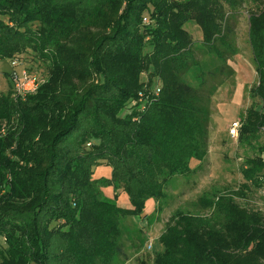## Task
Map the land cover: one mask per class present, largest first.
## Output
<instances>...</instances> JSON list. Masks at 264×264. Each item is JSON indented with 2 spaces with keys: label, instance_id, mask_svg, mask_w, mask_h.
I'll use <instances>...</instances> for the list:
<instances>
[{
  "label": "trees",
  "instance_id": "16d2710c",
  "mask_svg": "<svg viewBox=\"0 0 264 264\" xmlns=\"http://www.w3.org/2000/svg\"><path fill=\"white\" fill-rule=\"evenodd\" d=\"M244 1L0 0V59L28 52L43 73L32 93L12 84L0 94V264L128 259L120 218L141 212L148 196L160 210L171 177L207 154L206 72L197 86L182 77L198 65L196 52L225 61L233 34L227 10ZM252 1L256 83L241 138L264 133V0ZM191 21L201 46L185 29ZM251 163L260 168L264 159ZM101 164L109 178L94 176ZM98 183L111 185L114 197ZM122 192L129 208L116 203ZM191 203L194 210L178 205L166 219L153 264H264V212L218 189Z\"/></svg>",
  "mask_w": 264,
  "mask_h": 264
},
{
  "label": "rangeland",
  "instance_id": "374dc122",
  "mask_svg": "<svg viewBox=\"0 0 264 264\" xmlns=\"http://www.w3.org/2000/svg\"><path fill=\"white\" fill-rule=\"evenodd\" d=\"M257 9V2L245 0L242 6L227 10L230 24L233 26V34L230 37L232 50L228 51L225 61L216 53L196 52L198 65L192 66L182 77L194 86H197L200 81V73L217 71L220 65L225 64L221 74L215 73L213 77L204 74L203 77L205 80L203 90L209 95L207 154L201 161L190 159V171L171 177L169 193L161 204L160 210H157L155 200L148 196L141 212L126 213L120 218L121 240L128 259L116 257L110 264H153L154 254L162 249L158 236L163 231L164 223L171 211L178 205L194 210L196 207L191 202L195 203L203 191L218 189L221 192L230 193L233 201L240 206L264 212V165L259 168L255 163H251L255 162V158L264 159V133L260 131L255 135L241 138L239 130L237 137L230 136L228 132L234 121L241 123L246 108L252 102L248 93L256 82V73L248 42V17L250 10ZM185 29L191 33L195 42L194 46H201L200 26L191 21L185 24ZM36 56L25 52L15 58L20 62L16 66L11 64V59H0V94L6 93L9 85L13 84L10 76L13 70L18 75L24 67L28 71L41 73L38 66L39 59ZM238 65L240 66L236 68L237 74L234 75L233 68ZM145 77H147L146 73L142 75L143 79ZM242 80L246 82L241 83ZM158 84V80L155 79L152 88ZM240 90H242V100L238 106L239 111L234 115L233 107H229L234 105L228 101L232 96H237L239 100ZM144 97L143 92L138 93V102L142 101L144 104ZM232 115L233 119L227 120ZM251 168L255 169L252 175L244 176V170L249 171ZM108 169V166L101 164L96 168L95 174L106 177L110 174V170L106 173ZM109 177L110 175L106 178ZM98 190L109 198L114 197L111 185L98 183ZM124 201L127 202L126 194L118 193L116 203L122 205ZM207 212V210L198 209V213L203 217Z\"/></svg>",
  "mask_w": 264,
  "mask_h": 264
},
{
  "label": "built area",
  "instance_id": "2783aa9c",
  "mask_svg": "<svg viewBox=\"0 0 264 264\" xmlns=\"http://www.w3.org/2000/svg\"><path fill=\"white\" fill-rule=\"evenodd\" d=\"M11 64L16 66L17 64H20V62L14 58L11 59ZM12 81L14 90L23 95L34 92L43 81V78L39 73L30 70L28 71L24 67L22 68L20 75H18L14 70L12 71ZM239 127V121H234L228 130L229 135L232 137H237Z\"/></svg>",
  "mask_w": 264,
  "mask_h": 264
},
{
  "label": "crops",
  "instance_id": "0c3cea01",
  "mask_svg": "<svg viewBox=\"0 0 264 264\" xmlns=\"http://www.w3.org/2000/svg\"><path fill=\"white\" fill-rule=\"evenodd\" d=\"M243 65V64H242ZM240 65H238L237 67H234L233 68V66H232V68H233V70H234V75H236L237 74V70H236V68H238ZM244 66V65H243ZM243 66H242V68H243ZM243 82H246V80H242V82L241 83H243ZM256 83V82H255ZM254 83V84H255ZM253 84V85H254ZM242 86V85H241ZM239 100H237L238 98H237V96L236 97H231V99L228 101L230 104H233L234 106H232V105H230L229 107H233V109H232V111L234 110V115L237 113V111H239V105L241 104V100H242V90H240V95H239ZM231 120V119H233V115L231 116V117H229L227 120ZM233 121V120H232ZM111 171V169H110V167H109V169L106 171V173L108 172V171ZM110 175V174H109ZM109 175H107V176H109ZM94 176L97 178V177H99V176H97L95 173H94ZM106 176V177H107ZM108 190H109V188H108ZM126 197H127V195H126ZM118 205H120V206H122V207H126V208H129L130 207V203H129V201H128V197H127V202L126 201H124L123 203H122V205L121 204H119L118 203Z\"/></svg>",
  "mask_w": 264,
  "mask_h": 264
}]
</instances>
